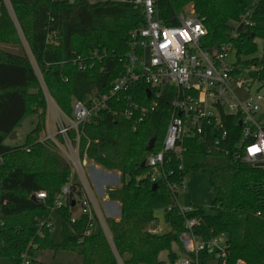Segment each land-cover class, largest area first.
<instances>
[{"label":"trees","instance_id":"obj_1","mask_svg":"<svg viewBox=\"0 0 264 264\" xmlns=\"http://www.w3.org/2000/svg\"><path fill=\"white\" fill-rule=\"evenodd\" d=\"M8 1L9 5L0 0V261L23 264L27 256L36 262L41 255L51 253L45 264H119L101 229L95 231L94 225L86 235L90 229L87 215L72 221V202L54 213L55 199L62 189L70 185V196L81 198V185L71 182V164L55 144L39 141L46 120L39 110L45 107V101L32 60L23 48L17 53L3 46L21 45L18 24L52 97L71 115L72 99L87 102L89 97L111 93L113 83L128 64L132 34L144 26V17L132 0ZM189 4L194 5L208 30L204 44L207 50L219 53L222 46L231 45L235 61L258 68L252 76H264V0H162L161 20L169 24ZM244 16L248 23L243 22ZM232 22H237V27ZM256 40L262 41L261 56H257ZM96 49L105 52L100 73L72 66L74 60L86 61L83 56ZM150 88L140 82L130 91L111 97L107 107L81 131L82 158L87 154L101 168L121 173L122 186L108 192L111 201L120 203V219L107 221L122 263L167 264L160 255L168 252L170 264H176L179 257L172 250L174 244L194 258L184 250L180 239L187 231L186 221L198 219L201 224L196 234L206 239L226 235L227 264H264V168L241 161L237 120L226 116L220 132L207 129L203 139H186L183 161L172 157L164 166L167 179L154 184L152 169L142 164L152 139H156L153 152L163 148L173 111V89H162L158 106L142 122L125 115L128 98L150 107L154 99V95L148 98ZM28 115L39 119L25 144L6 145ZM223 132H227L225 140ZM217 140L220 145L214 146ZM197 171L210 176L212 206L206 209L192 205V211L183 215L176 207L171 185L184 184ZM42 191L47 192V199L34 200ZM159 210L164 211L169 227L164 233L151 230ZM52 214L62 224L59 243L51 229L40 227ZM211 258L204 253L199 262L208 264Z\"/></svg>","mask_w":264,"mask_h":264},{"label":"built area","instance_id":"obj_2","mask_svg":"<svg viewBox=\"0 0 264 264\" xmlns=\"http://www.w3.org/2000/svg\"><path fill=\"white\" fill-rule=\"evenodd\" d=\"M132 1L141 11L145 24L132 34L130 51L127 55L128 64L124 73L113 83L111 93L90 97L88 102L76 100L71 115L61 110L57 111L56 108L51 109L56 119V133L39 140L40 143L51 141L55 146L60 147L58 138L63 139L67 145L72 168L80 174L82 180L79 183L83 192L82 197L75 194V198H72L70 185H67L56 196L54 213L70 202L73 203L72 211L80 205L81 215H87L90 219V229L86 235H90L94 225L103 230L118 262L122 260L115 250L111 231L86 180L84 165L73 151L69 138L73 132L80 134L83 126L107 107L111 97L130 91L131 87L140 82L155 89V93L151 88L149 89L150 99L154 95L150 107L141 106L128 98L130 104L125 115L128 119L139 123L145 119L147 113L158 106L162 89L167 87L173 89L171 99L173 111L163 148L159 152H150L145 160L146 165L152 169L151 181L154 184L159 180L167 179L164 166L172 157L180 162L183 161L187 152L186 139H203L207 129L210 133L214 130L220 132L225 128L226 116H233L237 120V126L241 128L238 144L241 161L256 168H264V123L256 121V117L264 108V76H252V73L259 69L244 67L239 61H233L231 45L222 46L219 53H211L207 50L204 44L208 30L195 10L181 11L171 18L169 24H166L159 15V2L162 0ZM247 16L249 17L250 14L248 13ZM247 16L242 19L245 23H248ZM173 20L176 21L175 24L172 23ZM80 63L81 69L84 70L86 67L82 62ZM245 72L248 73L252 84L240 80ZM253 83L257 85L255 90L252 89ZM52 102L54 103V100ZM221 136L225 140L227 132L221 133ZM219 142L220 140H217L214 146L220 145ZM255 148H259L260 151L250 152V149ZM71 182L73 183L72 177ZM183 186L184 184L171 185V192L176 207L185 215L192 209L179 207L176 194ZM35 197L38 200H46L47 192H39ZM171 210L172 207L169 208V211ZM77 218L72 213V221L75 222ZM200 224L198 219L186 221L187 231L182 234L181 239L194 258L187 256L181 264H200V256L204 253L212 256L208 264H227L229 243L226 235L206 239L203 235L195 233L196 227ZM43 226L52 230L51 218L40 225ZM31 263L30 258L25 256L23 264Z\"/></svg>","mask_w":264,"mask_h":264},{"label":"rangeland","instance_id":"obj_3","mask_svg":"<svg viewBox=\"0 0 264 264\" xmlns=\"http://www.w3.org/2000/svg\"><path fill=\"white\" fill-rule=\"evenodd\" d=\"M6 3L9 5L8 0H6ZM191 9L195 10L193 4L187 5L182 11H186V10L189 11ZM232 23H233L234 27H237L236 26L237 22H232ZM16 26L18 28V35H19L21 45H18V46L6 45V46H3V48L10 50V51H13V52H17V53L21 52V49L23 48L26 55H28L30 57V59L32 60L34 68L37 72L38 83H39V86H40V89L42 92V96H43V99L45 101V107L43 109L39 110V113H45V118H46L45 125L43 127L41 134L39 135V139L46 137L47 135H51V134L55 135L56 130H57L56 119H55L54 114L51 112V109L56 108L57 111L58 110L63 111V110L55 102V100L52 97L50 90L46 84L44 76L42 75V73L39 70L38 66L36 65L35 61H33V58L31 56V53L29 50V45H28V42L26 40V37H25L23 31L21 30V28L19 27L18 24H16ZM256 41L259 45V52H258L257 56H261V54H262V41L261 40H256ZM104 55H105V52H102V51L99 52L98 49H96V50L91 51L88 55L83 56L86 59V61H84L82 59L83 61H80V62H82V65L85 66L87 70L94 69L100 73L103 69L100 67V63H101V61H103L102 57ZM232 60L235 61V55L234 54L232 56ZM76 61L77 60L73 61L72 66H74L75 68L80 70L81 69V63L76 62ZM250 67H252V66H250ZM247 74L248 73H246V72L243 73V76L241 77L240 80L244 81L246 84L249 82H250V84H252V82L250 81V78H248ZM256 88H257V85L255 83H253L252 89L255 90ZM52 100H54V103L52 102ZM76 100L77 99H72L71 107H73V103ZM63 112H65V111H63ZM38 119H39V116H37V115L26 116L21 121L20 125L17 127V129L15 131L16 132V138L10 139V137H9L5 142L6 145L14 146V147H21L22 145H24L26 142L27 136L34 130V128L38 122ZM46 121H47V125H46ZM256 121L264 123V108L261 111V113L256 117ZM81 135H82V132L80 134L73 132L70 135L69 138L72 142L71 147L74 149L73 151H75L77 153V155L79 156V158L82 161V164L84 165V172H85L86 180L92 189L95 200H96V202H97V204L101 210L102 217L106 221L107 226L109 228V224H108L107 219H113V218H109L112 216L107 215L108 210L106 209L103 200H104V198H106L105 201H109L107 199L109 190L118 189L122 186L123 181L121 178V173H119L117 171H108V170L101 168L93 160L89 159L87 154H85L84 157L82 158V156H81V144H80ZM58 142L61 145H60V147L55 146L56 149L63 156V158L66 159L71 164L72 162L70 160V156H69L67 145H66L65 141L61 138H58ZM72 170H73V168L71 165V177H72L73 182L81 183L82 180H81L80 174L77 171H75V169L73 171ZM126 180H128V178ZM42 183L44 185H46L45 180H43ZM99 191H101L103 193L102 196H100ZM177 202H178L179 207H181L183 209H188V208L192 207V205L201 206V207H204L206 209L210 208L212 206V202H213V190H212V187L210 184L209 174L202 172V171H197V172H193V174L189 175L185 180L183 188L180 189L178 192ZM111 207H113V206L111 205ZM115 207H116V211H117L118 216H116L114 218H118V217H120V214H121L120 213L121 212L120 211V204L118 203ZM73 211H74L73 212L74 215L76 217H79L82 213V208L80 205H78ZM164 215H165V213L163 210H159L156 212V217L158 218V220L151 227V230L153 232L164 233V232L168 231L169 227L165 222ZM50 218H51L52 223H53V229L51 230L52 236H53L54 240L57 243H59L61 241V234H62L61 220L56 214L50 215L49 219ZM94 230L95 231L99 230V227L97 225H95ZM104 237H105L106 241L108 242V244L110 245L112 251H114V249L112 248L111 244L109 243L107 237L105 235H104ZM180 240L183 244L184 250L188 253L189 251L187 250V248L185 246L184 240H182V239H180ZM172 250L174 252H176L178 254V257H179L176 264H181L183 259H185V257L188 256V255L182 253V251L180 250V248L176 244L173 245ZM168 254H169L168 252H163L160 255V260L165 261L167 264H170L169 259H168ZM114 255L116 256L115 253H114ZM50 256H51V253L43 254L37 259L36 262H32L31 264L49 263L48 257H50ZM68 260H69V258H68ZM119 262H120V264H122L121 261H119ZM0 264H13V263L9 259H2L0 261Z\"/></svg>","mask_w":264,"mask_h":264},{"label":"crops","instance_id":"obj_4","mask_svg":"<svg viewBox=\"0 0 264 264\" xmlns=\"http://www.w3.org/2000/svg\"><path fill=\"white\" fill-rule=\"evenodd\" d=\"M109 174V173H108ZM99 194H100V196H102L103 195V193L101 192V191H99ZM107 199L109 200V201H105L106 200V198H104V204H105V207H106V209L108 210V213H107V215L108 216H112V217H109V218H113V219H115V220H119L120 219V217H118V218H114V217H116V216H118L117 215V211H116V205L118 204V202H114V201H111L110 199H109V197L107 196ZM120 204V203H119ZM111 205L113 206V207H111Z\"/></svg>","mask_w":264,"mask_h":264},{"label":"water","instance_id":"obj_5","mask_svg":"<svg viewBox=\"0 0 264 264\" xmlns=\"http://www.w3.org/2000/svg\"><path fill=\"white\" fill-rule=\"evenodd\" d=\"M172 23L175 24L176 21L173 20ZM147 93H148V98L150 99V98H151V91L148 90ZM15 138H16V132H13V133L11 134V136H10V139H15ZM155 143H156V139H155V138L152 139V140L149 142L148 146L146 147V150H147L148 153H150V152L153 151V149H154V147H155ZM142 166H143V167L146 166V161L143 162ZM33 199L36 200V197L34 196Z\"/></svg>","mask_w":264,"mask_h":264},{"label":"snow or ice","instance_id":"obj_6","mask_svg":"<svg viewBox=\"0 0 264 264\" xmlns=\"http://www.w3.org/2000/svg\"><path fill=\"white\" fill-rule=\"evenodd\" d=\"M258 151H260V149H259V148L250 149V152H253V153H255V152H258Z\"/></svg>","mask_w":264,"mask_h":264}]
</instances>
